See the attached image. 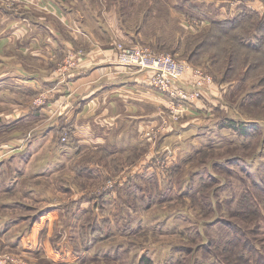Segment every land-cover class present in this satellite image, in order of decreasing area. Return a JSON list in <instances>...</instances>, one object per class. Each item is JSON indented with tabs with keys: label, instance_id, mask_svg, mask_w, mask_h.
I'll return each instance as SVG.
<instances>
[{
	"label": "rangeland",
	"instance_id": "1",
	"mask_svg": "<svg viewBox=\"0 0 264 264\" xmlns=\"http://www.w3.org/2000/svg\"><path fill=\"white\" fill-rule=\"evenodd\" d=\"M108 1L111 6L123 5L115 8L120 26L127 39L139 41L127 45L151 46L156 53L171 54L188 62L189 48L195 49L187 47L188 42L198 41L210 32L213 24L187 39L185 49L175 51L170 41L173 27L164 31L169 40L166 43L156 20L148 23L152 18V0ZM91 2L93 9L102 10L99 0ZM87 5L91 6L90 0ZM94 14L98 15V11ZM196 20H191L192 25ZM69 25L74 32V26ZM192 28L197 29L194 25ZM141 32L142 38L138 37ZM155 37L157 43L153 41ZM215 56L220 66L212 67L214 73H210L221 95L211 102L203 95L200 102H207L206 108L198 115L193 130L178 135L180 124L191 113L170 127L164 122L168 103L166 110L161 111L159 124L144 132L146 145H128L120 154L102 148L75 159L73 152H66V147L47 139L41 142L35 157L29 154L30 149L20 159L18 168L29 174L22 185H9L8 179L0 176V255L25 257L21 254L23 247H30L31 242L24 238L41 241L44 237L31 236L30 225L36 217L46 216L50 220L48 224L45 222L49 231L45 241L40 242L45 247L44 254L35 257L40 264H256L257 261L264 264V64L249 71L244 66L264 57L248 53L235 42L219 39L209 46L202 59L194 61L196 64L189 63L208 70ZM63 61L58 70L75 62L71 56ZM261 61L264 63V59ZM229 66L236 68L227 72L226 77L224 72ZM230 121H236L246 133L230 128ZM176 125H180L178 131L172 132ZM58 140L64 143V138ZM92 162L100 164L101 170L89 173ZM142 165H146V170L135 172ZM61 171L64 175L59 177ZM38 172L40 176L34 175ZM109 181L117 186L103 194L109 197L99 201L102 206L93 213L86 207L87 200L67 202L70 195L66 190L107 193L111 191L106 190ZM14 194L21 197L18 204ZM50 207L54 211L47 212ZM93 221L108 223L104 233L95 234L96 240L91 233L82 234ZM17 239L20 243L16 248L9 245ZM62 242L64 253L59 256L57 244ZM46 252L56 253L58 258L51 260ZM242 252L248 262L240 259Z\"/></svg>",
	"mask_w": 264,
	"mask_h": 264
},
{
	"label": "crops",
	"instance_id": "2",
	"mask_svg": "<svg viewBox=\"0 0 264 264\" xmlns=\"http://www.w3.org/2000/svg\"><path fill=\"white\" fill-rule=\"evenodd\" d=\"M6 1L0 0V154L6 153V158L0 162L1 179L7 178L9 185H22L29 174L18 168L21 166L20 159L30 149L32 152L29 154L35 157L40 152L41 142L47 139L66 147V152H73L75 159L82 153L97 152L102 148L120 154L128 145H146L144 132L159 124L161 111L166 110L169 101L150 85L151 72L117 63L115 42L139 43L126 38L118 19L119 12L115 10L117 5L111 6L108 0H99V6L105 9L102 12L98 8L93 9L91 0V6L87 5L88 0H20L12 8L6 6ZM119 7L123 8V5ZM151 7L152 18L148 23L156 20L155 25L163 32L161 37L166 43H169L165 33L167 27H173L170 41L175 45V51L185 49L187 39L197 36L216 19L226 21L248 12L264 14V0L249 3L233 0H152ZM96 10L98 15L94 14ZM192 19H197L193 22L196 30L192 28ZM75 20L78 23H74ZM69 24L74 26V32ZM143 34L139 33L138 37L142 38ZM157 40L156 37L153 39L156 43ZM70 56L76 66L67 75L61 74L59 66ZM218 86L211 85L204 93L209 102L221 95ZM41 94H46L48 101L45 106L39 107L34 101ZM206 103L196 102L191 116L180 124L181 129L178 131L180 125H176V128L172 127V132L178 131V135L182 136L183 132L193 130ZM59 138L66 141L62 143ZM100 166L92 162L88 172L101 170ZM145 166H138L135 172H144ZM62 175L64 171L59 177ZM66 191L70 195L67 202L87 200L85 204L90 213L102 206L99 201L109 197L103 194L112 192L90 194L74 191L73 188ZM13 198L18 204L17 199L21 197L16 198L14 194ZM16 207L14 205L13 210ZM46 211L54 209L50 207ZM98 213L95 211L94 214L98 216ZM47 218L36 217L30 225L29 234H42L45 241L49 231L45 222L48 224L50 221ZM22 222L26 221L23 219ZM24 239L29 240L31 246L23 247L21 254L25 257L19 255V264H40L35 257H43L45 247L40 244L42 240ZM18 243L19 239L9 245L16 248ZM21 243L27 245L24 241ZM57 246L60 256L64 253V242ZM54 254L48 252L47 257L56 260L58 257ZM32 260L35 262L31 263Z\"/></svg>",
	"mask_w": 264,
	"mask_h": 264
},
{
	"label": "built area",
	"instance_id": "3",
	"mask_svg": "<svg viewBox=\"0 0 264 264\" xmlns=\"http://www.w3.org/2000/svg\"><path fill=\"white\" fill-rule=\"evenodd\" d=\"M19 1L7 0L6 6L12 8ZM254 1L257 0H234V2ZM116 51L117 63L119 65L136 67L152 73L150 85L156 91L166 96L169 101L168 116L164 118V122L169 127L172 123L190 114L195 103L201 101L207 89L214 84L213 75L204 67H195L187 60L176 59L171 54L156 53L149 46L138 44L131 46L119 42L116 45ZM75 66L76 62L72 63L70 67H66V69H60V72L64 74V70H66L65 75H67L68 71L75 68ZM47 101L46 94H41L35 99L34 103L42 107L47 104ZM64 141H66L65 138ZM5 158L6 153L0 154V162ZM116 186L117 183L109 181L106 190L112 191ZM20 261L21 259L17 255L11 253L0 255V264H19Z\"/></svg>",
	"mask_w": 264,
	"mask_h": 264
},
{
	"label": "trees",
	"instance_id": "4",
	"mask_svg": "<svg viewBox=\"0 0 264 264\" xmlns=\"http://www.w3.org/2000/svg\"><path fill=\"white\" fill-rule=\"evenodd\" d=\"M219 39L220 41L226 40L231 41L233 43L235 42L241 49L248 51V53L259 54L260 56L264 57V14L258 15L256 13L251 12L241 13L230 20L213 22V24L211 25L210 32L203 35L198 41L195 39V41L191 40L190 42H188L187 47L195 46V49L191 48V51L189 48V52L187 53V58L189 62L196 64L195 62H197L198 59L203 58L204 52L209 48V46H212L213 42L218 41ZM238 55L239 54H236V58H238ZM261 59L263 60L264 58H259L253 65H250L248 67L247 64L244 65L246 67L245 70L248 69L249 71L251 69L259 67L261 64H264ZM241 62L243 64V61ZM203 63L199 64V66L203 65ZM213 64L210 69H208V71L211 73H214L212 67H216L219 69L220 66V60H217L216 56L213 57ZM235 68L236 66L226 67L224 76L227 77V72H232ZM222 69L223 66H221V70ZM238 70L239 67L237 68L236 72ZM228 126L230 128H233L234 130H243L246 133V130L242 129V127H240L236 121H230ZM88 222L89 221H87V223ZM107 224L108 223L106 221H104V225L103 222L101 224H97L93 221L92 225H88L90 226L89 228L83 229L82 234L86 236L88 233H91V236L94 237L96 233H104ZM94 240L96 239L94 238ZM236 241L237 239L233 242L236 243ZM231 248L232 244L229 249ZM242 255H244L243 252L240 255V259H246L248 262V259L242 257ZM259 263L260 262L257 261L256 264Z\"/></svg>",
	"mask_w": 264,
	"mask_h": 264
}]
</instances>
